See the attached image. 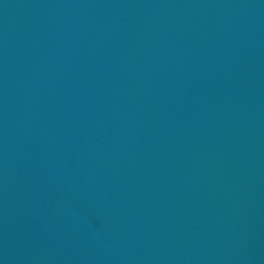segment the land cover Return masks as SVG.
Here are the masks:
<instances>
[{
    "label": "water",
    "instance_id": "1",
    "mask_svg": "<svg viewBox=\"0 0 264 264\" xmlns=\"http://www.w3.org/2000/svg\"><path fill=\"white\" fill-rule=\"evenodd\" d=\"M0 264H264V0H0Z\"/></svg>",
    "mask_w": 264,
    "mask_h": 264
}]
</instances>
